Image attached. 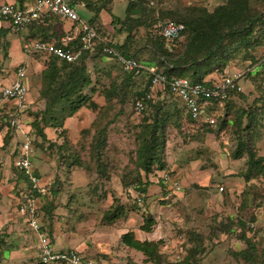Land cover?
Listing matches in <instances>:
<instances>
[{
  "label": "rangeland",
  "instance_id": "374dc122",
  "mask_svg": "<svg viewBox=\"0 0 264 264\" xmlns=\"http://www.w3.org/2000/svg\"><path fill=\"white\" fill-rule=\"evenodd\" d=\"M87 1L90 2V0ZM127 2L128 0H94L93 6L78 5L76 11L86 21L96 18L95 24L106 39L118 44H125V49L129 53L141 60L149 62L153 60L151 63L158 67L152 48L148 47V42L152 38L149 37L144 26L134 28L131 35L127 37V33H119L111 23L112 15L121 19L124 18ZM148 2L150 6L162 9L171 8L181 3L183 5L202 6L206 10L212 11L217 5L222 4L223 0H148ZM66 24V27L69 26V23ZM263 55L264 46L257 48L254 57L260 58ZM242 59V51H239L227 63V67L224 68L225 71L236 67L245 73L250 60ZM93 62L96 65H103V62H107L110 68L109 65L106 66L108 67L106 71L110 77L115 74V71L120 70V64L115 59L110 57L104 60L97 58L89 63L92 75L94 74L91 68ZM257 71H259L258 74L253 73L250 77L243 74L241 77L239 84L242 87L243 97L235 94L229 99L230 103L225 101L220 105L216 102L206 108L207 111L213 112L218 126L222 119H226V126L221 131H216L218 126H205L199 122L195 123L196 126L184 122L180 129L172 126L166 129L165 157L169 162L176 165L168 163V166L173 165L174 169L171 171V179L164 183L165 186L161 185L158 192L154 193L149 190V196H145L147 198L142 205L136 204L133 200L132 193L136 192L135 185L137 183L131 182L128 185L126 183L134 181L132 179L137 175V169L131 160V157H134L133 153L136 147L135 135L139 130L136 126L152 109L151 106H145L146 110L144 109L142 113L137 114L133 108V91L144 88L147 81L145 74L135 75L132 86L124 91L123 102L114 99L108 103L104 95L94 93L92 98L102 109L98 112L97 118H93L91 122L89 121L95 112L90 108L82 107L77 111V113L83 111L81 116H78L79 118L74 117L77 120H83L80 124L82 126L74 119L65 131L68 145L71 148H57L55 144L62 143V137H57V142L54 141V146L50 148L48 146L50 140L47 138L42 140L32 129L33 117L28 118L27 125L29 127L24 133L23 138L25 140L23 141H31L30 159L31 161L33 159L32 164L40 172L42 179H46L50 183L48 184L49 187L52 185L53 179L44 175L43 171H46V165L44 164V166L41 161H37L38 154L42 158H50L53 167L59 168L62 160L73 162L79 158L86 168L82 166L85 170V172L80 171L83 180L77 183L81 186L88 183L89 187L85 190H77V184L72 182L73 187H69L66 178L60 176L62 181L61 198L59 197L58 200L55 198L57 204L54 206L55 215L66 218L61 225L62 229H73L78 221L94 217L95 220L93 219L92 223H88L87 231H89V226H93L95 230L103 231L104 234L110 232V235L107 234V236L110 245L112 243L111 250L113 249V251L110 255H106V259L103 257L100 259L101 254L99 253L91 256V260L95 264H145L139 251L127 247L120 241V236L125 231L131 232L140 241L145 239L160 240L159 250L166 256V261H170L169 263H176L175 261H177L179 264H183L187 250L194 247V243L188 239L191 237L189 235L191 231L201 238L203 248L196 253V257L201 259L202 264H251L236 260L231 253V251L245 248L244 241L236 236L239 232V229L236 228L237 225H232L231 230L228 224L229 220L233 222L237 219L245 221L243 231L248 237L256 235L257 243L255 242V245L259 256L258 261H262L260 264H264V205H260L264 200V176L258 181H253V185H256L255 188L250 187L237 174L244 169L246 154L243 153L240 159H233L231 156L236 142L233 133V119L236 111L241 108L247 109L256 98L264 100V68L259 67ZM210 73L219 76L224 72L218 69ZM183 75L188 76V73H183ZM252 77L255 80H251ZM104 82L108 83L109 80L104 79ZM154 97L155 101L157 99L162 101L163 109H177L182 113L181 103L171 93L158 91ZM43 107L44 102L36 108H26L25 111L30 115V112L41 110ZM260 121L261 126L259 127V134L257 133L254 148L257 155L264 156V117ZM108 122L107 143L104 149L106 157L103 161L108 167L109 174L105 179H97L95 157L91 151L90 143L96 139V132ZM21 139L17 141V144L23 143ZM15 141L9 143V140V142L4 143V139L1 138L0 140L3 143V146H0V214L2 215V221H0V264H37L39 261L37 248L39 238L35 241L33 233L29 231V228H26L25 216L17 211L9 197H4L2 194L3 188L1 186L6 185L11 188V181L18 180L13 169V162H9L14 158V152L16 151L17 154L19 151V148L18 150L14 148ZM41 143L43 148L38 147ZM70 150L75 152L77 157L75 155L67 159L60 157V154H67ZM66 170L67 167L64 166V175H66ZM109 179L110 182L106 183L105 181ZM146 179L142 178L141 184H144ZM173 180H177L181 186L178 196L174 197L168 195V187ZM256 182L259 184H255ZM149 184L148 182L147 186ZM221 185L223 186L222 191L219 190ZM15 188L13 193L16 192ZM28 189L26 187L25 194ZM129 189L130 191L127 192ZM13 200H15L14 197ZM45 201H48V197ZM66 202L67 205L65 206ZM116 204H123L127 213L124 210V213L112 222L101 221L103 213ZM143 212L145 215L149 214L155 217L149 232H145L140 227L145 217ZM35 215L37 219L41 218L39 211H36ZM11 217L13 220H18L20 227L10 226L12 224L10 223ZM250 224L253 225L252 228ZM74 231L80 232V228ZM117 233H120L119 239L114 235ZM77 236L83 237L78 233ZM103 237L105 236L103 235ZM83 258L87 259L88 257Z\"/></svg>",
  "mask_w": 264,
  "mask_h": 264
},
{
  "label": "trees",
  "instance_id": "16d2710c",
  "mask_svg": "<svg viewBox=\"0 0 264 264\" xmlns=\"http://www.w3.org/2000/svg\"><path fill=\"white\" fill-rule=\"evenodd\" d=\"M86 6L91 7L92 4L86 1ZM158 20L182 22L184 30L181 38L167 41L162 37L153 35L150 29L152 24ZM88 21L97 29L103 41L99 40L94 49L85 52L74 61L58 59L54 55L44 56V68L41 72L39 88V98L43 100L44 107L41 110L30 113L33 116L31 121L32 129L42 140L46 139L45 127L60 130L59 137H62L63 141L59 145L55 144L58 149L60 147L63 149L70 147L65 130L61 129L66 118L73 116L82 107L90 108L96 113L95 119L97 118L98 112L101 111L102 107H99L93 100L92 95L94 93L97 92L104 95L108 103H111L114 99L123 102L124 91L126 88L131 87L134 82L135 73L126 70L116 59L120 64V70L118 72L115 71L113 76L110 77L106 71L108 67L110 68L107 62H103V65H96L93 62L91 68L94 74H91L89 63L97 58L108 59L110 56L105 52L104 47L112 45V40L102 36L95 24L96 18ZM47 22L48 19H44L39 24L30 25L34 26L41 34L40 40L43 41L50 40L51 35H55L54 32H50L46 28ZM111 23L117 28L119 33H127V37L131 35L134 28L144 26L148 31L149 37L152 38L148 42V47L152 48V52L155 55L156 64L159 67H157V71L164 74L167 78L176 75L184 76L183 73H188L186 77L192 82H204L210 79L205 78L210 72L218 69L224 72L227 63L239 51H242V60H250L244 73L246 76L250 77L253 73L258 74L257 68H264V55L260 58L254 57L257 48L264 46V0H223V3L217 5L212 11H208L202 6L183 5L181 3L171 8L162 9L150 6L148 0H128L124 18L121 19L112 15ZM54 40L59 42L60 38L55 37ZM114 48L123 57H131L142 61L146 66H154L151 63L153 60L150 62L141 60L135 57L134 54L129 53L123 43H115ZM104 79L109 80V82L105 83ZM252 79L254 78L252 77ZM148 90L149 79L147 78L144 88L133 91L132 98L134 102L143 97ZM164 91L170 93L168 89ZM241 92L243 91H229L225 101L230 103L229 99L235 94L243 97ZM212 101L216 103V101ZM144 103L145 106H151L152 109L136 126V128H139L135 135L136 147L133 153L134 157H130L137 169V175L132 179L134 181L126 183L128 185L131 182H136V191L141 193H146L148 183L145 180V183L141 184L142 178H147L148 174H153L156 171L168 170V160L164 152L167 137L166 129L169 126L180 129L181 124L184 122L192 123L196 126V121L188 113L183 114L177 109H163L162 101L158 99L155 101V97L150 100H144ZM263 117L264 100L256 98L247 109L241 108L236 111L233 119V133L236 142L231 156L233 159H240L243 153L246 154L244 169L237 174L243 178L247 185L253 188L256 187V185H253V181H258L259 178L264 176V156L257 155L254 148L255 140L259 134V127L261 126L260 119ZM226 123V119H222L219 126L217 125L218 123L216 124L215 127L218 126L216 131H221L226 126ZM2 124L0 123V127ZM202 124L209 126L205 123ZM108 125L109 122L98 130L96 139L90 143L91 151H93L95 157L97 179H105L107 174H109L108 167L103 161L106 157L104 149L107 143ZM11 130L6 133L4 143L9 139ZM54 143L50 141L48 146L51 148ZM38 147L43 148V144L41 143ZM70 151L67 154H60V157L64 159L73 155L77 157L75 152ZM61 162L67 169L74 165L76 167H84L83 162L79 158L73 162L67 160H62ZM26 181L29 187V182L27 179ZM160 181L163 182L162 179ZM163 185L165 186L164 183H162ZM61 189L62 181L59 176H56L49 187V199L44 205V215L46 217H53V210L55 209L53 197L58 195ZM260 205H264V200ZM124 210L123 204H116V206L103 213L101 221L112 222L123 214ZM142 214L145 217L140 227L145 232H149L151 225L154 223V217L149 214L145 215L144 212ZM228 224L231 230L232 225H237L236 228L239 229V232L236 236L245 243V248L231 251L234 258L243 263H262V261H258L259 256L255 245V242L257 243L256 235L248 237L243 231L245 221L237 219L232 222V220H229ZM250 227L252 228L253 225L250 224ZM40 230L42 231V228ZM233 231L235 230L233 229ZM189 235L191 237L188 239L194 243V247L187 250L183 264H202L201 259L196 257V253L203 248L201 238L191 231ZM120 239L127 247L139 251L145 264H179L177 261H175L176 263L166 261V256L159 250L160 240L145 239L140 241L129 231L123 233Z\"/></svg>",
  "mask_w": 264,
  "mask_h": 264
},
{
  "label": "built area",
  "instance_id": "2783aa9c",
  "mask_svg": "<svg viewBox=\"0 0 264 264\" xmlns=\"http://www.w3.org/2000/svg\"><path fill=\"white\" fill-rule=\"evenodd\" d=\"M86 0H34L31 6L18 7L13 3L0 4V19L6 21L13 31L22 30L32 24H39L44 19L52 16L71 23L69 31L60 38L59 42L55 40H26L22 44L25 54L39 53L45 56L54 55L58 59L74 61L81 57L85 52L94 49L96 43L101 39L97 29L84 20L76 11L78 5H85ZM184 30L182 22L173 20H158L151 26L153 35L164 38L167 41L178 40ZM61 44V45H60ZM113 45H106L105 52L112 58L120 62L128 71H133L135 75L145 74L149 79V90L145 95L134 102L133 108L137 114H140L144 107V100L153 99L156 92L168 91L174 98L180 100L185 107V112L196 122H202L215 127L217 120L213 112L206 108L216 101L223 104L228 97L229 91H241L239 84L244 74L243 70L236 67L224 71L219 76H215L204 82H192L186 76L176 75L167 78L164 74L157 71L155 66H146L142 61L131 57H123ZM18 78L9 82L1 88L0 93V123L7 127H18L20 120L18 114L23 113L27 108L28 86L23 79L26 78V71L23 68L17 70ZM12 102L15 107L16 115L10 112ZM30 141H24L19 152L13 159V166L29 182V189L24 195V200L19 204V212L25 216L26 225L29 229L36 232L40 231V223L36 218V208L33 203L35 195H44L49 192L48 183L40 177L32 164L29 153L31 152ZM170 173L162 171L160 178L164 183L171 179ZM169 196H178L181 186L177 180L171 181L168 187ZM223 190V186H219ZM127 190V192H129ZM136 204L142 205L145 200V193L136 191L132 193ZM38 245V258L42 264H95L91 259H85L78 251L74 249L58 250L54 249L45 232L40 231Z\"/></svg>",
  "mask_w": 264,
  "mask_h": 264
},
{
  "label": "crops",
  "instance_id": "0c3cea01",
  "mask_svg": "<svg viewBox=\"0 0 264 264\" xmlns=\"http://www.w3.org/2000/svg\"><path fill=\"white\" fill-rule=\"evenodd\" d=\"M33 1L34 0H0V4H2V3H13L18 7H28V6L32 5ZM86 1H84V2H86ZM90 3L94 4V0H90ZM66 23H69V26L66 27V25H67ZM46 25H47L46 28H48L50 30V32L55 33V35H51L50 41L54 40L55 37H59V38L63 37L71 28L70 22L64 21V20L58 18L57 16L50 17L48 19V22ZM40 38H41V34L34 28V26H28L22 30L13 31L6 21L0 19V91L4 85H6L9 82L18 78L17 70L19 68L25 69L26 78L23 79V81H25L27 86H28L27 108H32V107L36 108L38 105L43 103V100H41L39 98V88H40V79H41L40 76H41V72L44 68L43 59H44L45 55L39 54V53L25 54L23 52V49H22V44L26 40H35V39L40 40ZM215 76L216 75H214L213 73H209L205 78L209 79V78H213ZM176 100L181 103L182 110H183L182 113L185 114L186 112H185L184 105L182 104V102L180 100H178V99H176ZM9 105L11 106V109L8 112H10L12 115H16L15 107L13 106L12 102H10ZM82 112L83 111L78 112V113L76 112L73 116L66 118L63 122V126L61 129L65 128L64 130L66 131L68 129V127H70V122L75 119L74 117L81 116ZM95 114H92V118L89 122H91L93 120V118H95ZM18 117L20 120L18 127L12 128V127H7L3 124L0 127V140H1V138L4 139L6 133L8 131H10L11 129H13V130H11V135H10L9 139L7 140V142H9V140H10L9 143H12L13 140L14 141L16 140L14 142V148L17 150L20 147V143L17 144V141H19L21 138H22L21 142L23 140H25L23 137H24V133L27 132L28 127H29L27 125V123L29 122L28 118L29 117L31 118L33 116L31 114L28 115L27 112L24 111L21 114L19 113ZM75 120H77V119H75ZM77 121L79 122V125L83 122V120H80V119H78ZM80 126H82V125H80ZM88 126H89V123H88ZM86 127H82V128H86ZM44 133L46 135V138L49 139L50 141H53V142L54 141L57 142V137L60 138L59 137L60 130L56 129V128L45 127ZM55 137H56V139H53ZM2 142H0V146H3ZM17 152H19V151H17ZM16 155L17 154L15 151L13 154V157H15ZM37 156H36L38 158L37 161L38 162L41 161L42 165H44V164L46 165V171H43V173H44V175H47L48 178L52 177L53 180L55 179L56 176H59V177L61 176V178H64V179L66 178V181L69 182V183H67L69 187H73L71 182L77 184L83 180V177L80 173V171L85 172L83 167L71 166L66 170V175H64L63 171H64L65 165L63 163L59 166V168L56 166L53 167L51 165L50 160H49L50 158H46V157L42 158L40 156V154H38ZM13 159L10 160L9 162H13ZM32 161H33V159H32ZM168 163L173 164L174 166L176 165L173 162L168 161ZM173 165L171 167L168 166L169 171L174 170ZM13 169L15 170V172L17 174L16 177L18 178V180L15 182L11 181V183H12L11 188H8L6 185L1 186V188H3L2 194H4V197H9L10 201H12V203H14L13 206H15L17 209L19 207L21 200L24 198V195L26 192L25 189H26V187L28 188V186L26 184L27 181H26V178L24 177V175L21 172H19L17 169H15L14 166H13ZM37 172H38L37 174H39V176H40V172L39 171H37ZM48 174H51V175H48ZM161 174H162V170L156 171L153 174L147 175L146 180L150 184H149V186H147L146 196H149V190L154 192V193L159 191L158 189H160V187L163 183L160 181V179H161L160 175ZM44 180L47 183H49L46 179H44ZM242 180H243V178H242ZM105 182L106 183L110 182V179L106 180ZM77 187H78V188H76L77 190L78 189L79 190H83V189L85 190L89 186H88V183H86V185H84V186L77 184ZM104 187H105V183H104ZM14 188L16 191L15 193H13ZM13 197L15 200H13ZM46 197H48V199H49V192L47 194H44V195H35L33 197L34 198L33 203H34V206L36 208V211H39L40 215H41V218L37 219V220L39 221V223L41 225L42 231L45 232V234L48 236L49 242L54 249H58V250L74 249V250L78 251L79 254H81L83 257H85V256L88 257L87 259H91V256H93L96 253L101 254L99 257L100 259L102 257L104 259H106L107 258L106 255L111 254V252L113 251V249L111 250L112 243L110 245V240L108 239L109 237L107 236V234L110 235V232L109 233L105 232L106 234H104L103 231L95 230L94 229L95 227H93V226H91V227L89 226V228H88L89 231H87V225H88V223H92L95 220L94 217L91 219L90 218L89 219L84 218L83 220L78 221L77 225L74 226L73 229L69 228V226H67V227L70 230H66L65 228L62 229L61 225H63V220L66 219L65 216L61 217L59 215H55L56 209L53 210V217L49 218V217H46L44 215V205L47 202V201H45ZM59 197L61 198V193H59L58 195L53 197L54 198V204H57V200L59 199ZM55 198L57 199L56 202H55ZM64 205L66 206L67 202ZM11 208H12V206H11ZM16 209H15V211H16ZM125 212H126V208H125ZM0 221H2V215L1 214H0ZM10 223H12V224H10V226L20 227L18 220L17 219L13 220L12 217H11ZM45 223L48 225H46ZM84 225H86V226L83 227ZM106 227L108 229V226H106ZM26 228L28 229L27 225H26ZM79 228H80L81 233L74 231L75 229L78 230ZM29 231L33 233V235L35 236V241H37L40 231L36 232L34 230H31V229H29ZM74 232H75V234H73ZM77 233H78V235H82L83 237L77 236ZM87 233H90V234L88 235ZM119 234L120 233H117L114 235L118 238ZM19 235H21V234H19ZM103 235L106 238L103 237ZM107 239H108V241L106 242ZM101 241H102V243H100ZM33 264H35V263H33ZM37 264H42V263L37 261Z\"/></svg>",
  "mask_w": 264,
  "mask_h": 264
},
{
  "label": "clouds",
  "instance_id": "9594fccd",
  "mask_svg": "<svg viewBox=\"0 0 264 264\" xmlns=\"http://www.w3.org/2000/svg\"><path fill=\"white\" fill-rule=\"evenodd\" d=\"M161 171V170H160ZM163 171V170H162ZM166 171H168L170 174H171V172L169 171V170H166ZM36 172H37V170H36ZM38 173V172H37ZM39 175V174H38ZM41 176V175H40ZM164 183V182H163ZM48 184H50V183H48ZM145 195H146V193H145ZM146 198V197H145ZM24 199H22L21 201H23ZM144 202H145V200H144ZM17 211H19V207L17 208ZM37 218V217H36ZM40 229H41V227H40ZM41 231V230H40ZM43 232V231H42Z\"/></svg>",
  "mask_w": 264,
  "mask_h": 264
}]
</instances>
